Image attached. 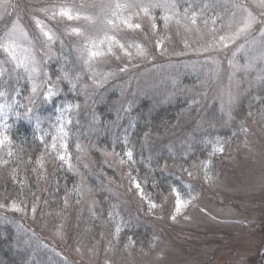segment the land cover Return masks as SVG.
I'll return each instance as SVG.
<instances>
[{
    "label": "rangeland",
    "instance_id": "1",
    "mask_svg": "<svg viewBox=\"0 0 264 264\" xmlns=\"http://www.w3.org/2000/svg\"><path fill=\"white\" fill-rule=\"evenodd\" d=\"M117 4L135 7L117 9ZM150 5L160 6L149 7L145 15L142 8ZM61 8L79 13L80 19L59 15ZM249 13L254 22L236 35ZM128 17L141 28L121 23ZM41 27L54 34L53 42L45 40ZM73 28L82 35L73 34ZM105 35L115 36L131 55L119 47L112 55L105 43V55L85 64V44ZM9 44L17 60L0 47V91L5 93L0 96V139L20 112L47 110L45 66L58 60L61 72L73 74L69 87L82 94L71 104L78 107L56 106L46 118L54 112V145L65 160L83 168L90 164L86 152L78 144L73 154L68 143L95 128L91 104L105 85L116 90L121 119L142 95L187 100L178 124L143 140L146 152L172 161L168 166L185 202L179 213L173 191L148 200L124 162L110 152H103V158L116 177H104L103 204L90 198L91 187L75 167L79 200L68 203L69 212L47 213L39 200L13 207L57 246L65 264H259V255L264 257V0H0V45ZM26 56L34 58L29 68L37 72L17 68ZM50 78L58 92L61 84ZM221 129L224 137L218 134ZM196 142L207 148L203 160L194 153ZM7 155L6 139L0 144V165ZM151 203L156 207L149 211ZM126 227L143 228L141 245L120 234Z\"/></svg>",
    "mask_w": 264,
    "mask_h": 264
},
{
    "label": "trees",
    "instance_id": "2",
    "mask_svg": "<svg viewBox=\"0 0 264 264\" xmlns=\"http://www.w3.org/2000/svg\"><path fill=\"white\" fill-rule=\"evenodd\" d=\"M58 60H48L45 69L49 77L72 79L71 72H61ZM68 61V60H67ZM72 70V63L68 62ZM46 73V72H45ZM69 80L59 79L58 95L54 96L47 110L20 112L11 120L6 129L8 158L0 165V264H65L46 237L37 232L36 225L29 223L13 208L36 204L44 205L47 213H67L68 203L78 202L76 193L78 171L81 169L90 189V198L96 205L105 201V176L116 177L115 172L103 158V152H110L124 162L125 169L133 182H138L148 200H159L178 187V180L169 169L172 161L168 155H155L146 152L143 140L152 136L164 135L172 126L178 124L187 109V100L174 98L165 100L155 96H140L129 108L123 119L116 115L117 95L115 89L102 87L91 104L95 118V128L84 139L69 140L68 148L75 152L78 144L90 162L89 166H77V162L60 159L65 155L54 145V126L52 116L46 118L48 111L79 101L82 92L69 87ZM27 87L22 86L23 96ZM46 113H45V112ZM241 110L237 111V114ZM30 117V118H29ZM75 127L70 128L74 131ZM224 129L218 134L224 137ZM84 144L85 147L82 145ZM196 142L194 152L201 160L208 155L207 148ZM77 149V147H76ZM78 150V149H77ZM79 151V150H78ZM131 152L129 159L127 153ZM81 153V152H80ZM12 206V207H11ZM104 209V208H103ZM143 228H124L120 234L135 246L141 245L146 233ZM92 235L94 233L91 227ZM259 264L264 257L259 255Z\"/></svg>",
    "mask_w": 264,
    "mask_h": 264
},
{
    "label": "snow or ice",
    "instance_id": "3",
    "mask_svg": "<svg viewBox=\"0 0 264 264\" xmlns=\"http://www.w3.org/2000/svg\"><path fill=\"white\" fill-rule=\"evenodd\" d=\"M160 5H150L148 7H143L142 11L145 13V15L148 14L149 12V7H159ZM135 7V5L132 4H117L116 8L117 9H125V8H132ZM59 15L61 16H65L67 17L69 20L72 19H80L79 13L76 14V16H73L71 14V11L69 9H65V8H61ZM114 15H116L114 13ZM84 19L86 20H91V17H84ZM167 19V18H165ZM255 18L252 17L251 13L248 14V19H246L244 25L242 28H240L238 30V32L236 33V35H239L241 32L245 31L247 28H250L252 23L254 22ZM37 23L39 24L40 22L37 21ZM121 23H123L124 25H126V27L128 29H140L141 25L139 23H132L131 22V17L128 18H122L121 19ZM107 24L112 25L113 27H116L117 25L115 24V22L113 20H108ZM153 28L156 27L155 23H153ZM14 28L16 27L15 25L13 26ZM73 34L76 35H82L81 33V29L80 28H73L72 30ZM41 33L43 35V37L45 38V40L49 43L53 42L55 40V36L53 33H51V31H46L44 30L43 27H41ZM225 39V37L221 36L220 40L223 41ZM105 43H107V52L115 55L113 48L114 47H119V49L121 51H123L126 55H131L130 53H128L127 48L125 47L124 44L120 43L119 40H117L115 38V36H107L105 35L104 39H101L99 41L97 40H89L86 44H85V51L87 53V58L84 60L85 64H89L93 59H95L96 57H100L105 55V52L103 50V48L101 47L102 45H104ZM133 45H129V47H132ZM225 47H227V44L224 45ZM0 47H2L4 49V51L9 52V54L11 55V58L15 61L17 60L15 53V48L12 47L10 44L9 45H0ZM135 47L137 48V54L139 55H143L144 54V50L142 47H140L139 45H135ZM119 57H117L118 59ZM34 58L33 59H29V57H25L24 59L18 60L17 61V68H23L24 71L26 72H37L36 68H29V64L30 63H34ZM123 71V69H121ZM29 78L31 79V75L29 76ZM50 77L48 78L49 82H46L45 87L47 88V91L44 93V99L50 101L54 96L58 95V93L53 89L51 83H50ZM57 79H66L69 80V77L67 76V74H65L62 77H57ZM69 83H71V80H69ZM73 88L76 85H72ZM37 91V86L35 84H33L32 86V92L36 93ZM5 93L0 91V96H4ZM72 107H78V105H68L66 110H70ZM28 112L31 113V109H28ZM19 115V114H17ZM30 118V117H29ZM62 130V129H61ZM7 139V137H5L4 139H0V144H3L5 142V140ZM55 147V145H53ZM222 151V149H221ZM129 159H131L132 157V153L128 152L127 153ZM60 159H64L63 156L60 157ZM135 187L140 190V184L138 182L135 183ZM173 192L176 194L177 196V200H176V213H179L181 210V207L185 204L184 201H182L181 199H179V191L177 189H173ZM13 207H16L15 205H13ZM156 207V205L154 203H151L149 206V211L152 210V208ZM19 210V209H17ZM35 210V209H33ZM172 219H175V215H173ZM119 228H117V232H119Z\"/></svg>",
    "mask_w": 264,
    "mask_h": 264
}]
</instances>
